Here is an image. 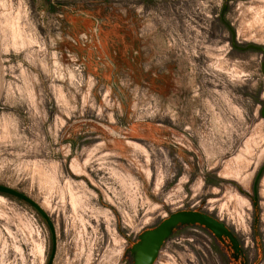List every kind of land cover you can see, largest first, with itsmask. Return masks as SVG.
<instances>
[{
	"label": "rangeland",
	"instance_id": "1",
	"mask_svg": "<svg viewBox=\"0 0 264 264\" xmlns=\"http://www.w3.org/2000/svg\"><path fill=\"white\" fill-rule=\"evenodd\" d=\"M224 7L264 48V0H0V185L52 264H127L182 210L264 264V55ZM216 240L177 228L154 264H230ZM50 253L0 194V264Z\"/></svg>",
	"mask_w": 264,
	"mask_h": 264
},
{
	"label": "water",
	"instance_id": "2",
	"mask_svg": "<svg viewBox=\"0 0 264 264\" xmlns=\"http://www.w3.org/2000/svg\"><path fill=\"white\" fill-rule=\"evenodd\" d=\"M225 9L226 8L224 7L223 11L221 12V22L224 23L231 32L232 47L239 51L255 50L263 53L264 55L263 47L255 46V45H247L246 47H239L236 45L234 31L229 27V25L223 19V14ZM261 72L264 75V59L261 64ZM261 116L264 118V106L261 110ZM263 174H264V165L258 171L252 186L253 206L256 205L257 187ZM0 194L22 200L27 204H29L31 207H33L42 215V217L48 224L51 232L54 234V228L51 221L48 218V215L40 208V206H38L34 201H32L26 195L4 185H0ZM194 225H198L204 228L216 239L222 240V238H227L230 244L232 245L233 251L235 253L241 252L239 242L235 237L234 233L230 229H228V227L220 220L204 212L194 211V210H182L171 213L167 218L161 221L156 227L143 231L138 236L137 242H135L127 250L126 253L130 254L133 264H154L162 245L172 236L175 229L183 226H194ZM54 252H55V244L53 246V250L47 264H52L54 258Z\"/></svg>",
	"mask_w": 264,
	"mask_h": 264
},
{
	"label": "flooded vegetation",
	"instance_id": "3",
	"mask_svg": "<svg viewBox=\"0 0 264 264\" xmlns=\"http://www.w3.org/2000/svg\"><path fill=\"white\" fill-rule=\"evenodd\" d=\"M36 212L42 217V215L36 210ZM42 219L44 220V218L42 217ZM45 221V220H44ZM46 222V221H45ZM47 224V223H46ZM53 225V224H52ZM48 226V224H47ZM49 228V226H48ZM54 228V226H53ZM49 231H50V234H51V253H52V250H53V246L55 244V252H56V237H55V230H54V234L51 232L50 228H49ZM175 232V230H174ZM173 232V233H174ZM216 242L222 246V247H226L227 245L230 246L231 248V253L229 255V262L230 264H245V260L243 258V255H242V252H237L235 253L232 249V245L230 244L229 240L227 238H222V240L220 239H217ZM229 243V244H228ZM134 244V243H133ZM132 244V245H133ZM161 250V249H160ZM55 252H54V256H55ZM160 252V251H159ZM51 253H50V256H51ZM159 254V253H158ZM49 256V258H50ZM126 257H128V262L127 264H133V261L130 257V254L126 253ZM54 259V258H53ZM49 260V259H48ZM53 262V261H52Z\"/></svg>",
	"mask_w": 264,
	"mask_h": 264
}]
</instances>
